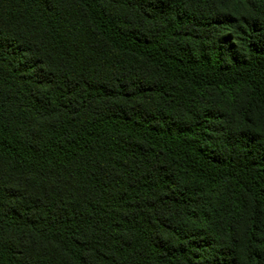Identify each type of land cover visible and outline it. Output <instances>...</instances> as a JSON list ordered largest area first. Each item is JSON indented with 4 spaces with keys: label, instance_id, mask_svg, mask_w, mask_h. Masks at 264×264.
<instances>
[{
    "label": "trees",
    "instance_id": "obj_1",
    "mask_svg": "<svg viewBox=\"0 0 264 264\" xmlns=\"http://www.w3.org/2000/svg\"><path fill=\"white\" fill-rule=\"evenodd\" d=\"M0 264H264V0H0Z\"/></svg>",
    "mask_w": 264,
    "mask_h": 264
}]
</instances>
